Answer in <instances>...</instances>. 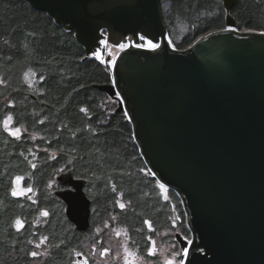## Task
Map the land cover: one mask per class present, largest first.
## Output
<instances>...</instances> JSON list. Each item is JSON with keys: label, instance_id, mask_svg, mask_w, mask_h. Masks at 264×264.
Segmentation results:
<instances>
[{"label": "trees", "instance_id": "obj_1", "mask_svg": "<svg viewBox=\"0 0 264 264\" xmlns=\"http://www.w3.org/2000/svg\"><path fill=\"white\" fill-rule=\"evenodd\" d=\"M161 7L179 49L226 28L223 0ZM231 13L238 29L264 31V0H239ZM112 73L48 13L27 0H0V264H79L102 226L124 230L146 260H156L151 249L163 232L191 238L182 198L151 173L118 100L95 87L111 83ZM67 169L86 180L92 200L85 231L55 194ZM19 180L24 192L16 191Z\"/></svg>", "mask_w": 264, "mask_h": 264}, {"label": "water", "instance_id": "obj_2", "mask_svg": "<svg viewBox=\"0 0 264 264\" xmlns=\"http://www.w3.org/2000/svg\"><path fill=\"white\" fill-rule=\"evenodd\" d=\"M75 32L86 58L119 44L111 83L153 175L182 198L191 238L175 234L183 264H264V31L240 30L239 0H223L226 28L172 45L162 0H27ZM143 35L157 48L138 46ZM55 194L75 229L91 225L86 180L57 175Z\"/></svg>", "mask_w": 264, "mask_h": 264}, {"label": "rangeland", "instance_id": "obj_3", "mask_svg": "<svg viewBox=\"0 0 264 264\" xmlns=\"http://www.w3.org/2000/svg\"><path fill=\"white\" fill-rule=\"evenodd\" d=\"M181 29V33L184 32ZM171 38V37H170ZM146 44V41H143ZM119 50L116 56L128 46V42H124V47ZM149 45V44H148ZM172 45L179 49L172 40ZM108 41L102 42L101 56L96 52L92 55L101 62L113 66L116 58L107 59ZM9 123V122H8ZM8 129L14 135L22 134V128L16 127L12 124H7ZM18 130V131H17ZM16 191L24 192L21 181L16 183ZM174 232H163L152 246L151 252L156 260H146L132 245L126 232L120 228H105L100 227L96 230L94 237L88 239L84 244V253L80 255L79 264H183L184 257L180 244L175 239H170L169 235Z\"/></svg>", "mask_w": 264, "mask_h": 264}, {"label": "snow or ice", "instance_id": "obj_4", "mask_svg": "<svg viewBox=\"0 0 264 264\" xmlns=\"http://www.w3.org/2000/svg\"><path fill=\"white\" fill-rule=\"evenodd\" d=\"M139 39H140V40H144L145 37H144L143 35H141V36L139 37ZM148 44H149V46L152 47V48H157V47H159V45H157V44H153L150 40L148 41ZM138 46H139V45H138ZM120 47L123 48L124 45H120ZM8 119L10 120L11 117H9ZM5 123H7V122H5ZM17 131H18V130H17ZM18 179H19V178H18ZM162 187H163V185H162ZM28 191H31V189H28ZM19 194H22V193H17V192H15V191H13V193H12V195H14V196H15V195H19ZM121 207H123V205H121ZM44 215H47V213L45 212ZM18 223H19V222H18ZM149 227H151L150 224H149ZM32 255L35 256L36 253H32ZM168 264H172V262L169 261Z\"/></svg>", "mask_w": 264, "mask_h": 264}, {"label": "built area", "instance_id": "obj_5", "mask_svg": "<svg viewBox=\"0 0 264 264\" xmlns=\"http://www.w3.org/2000/svg\"><path fill=\"white\" fill-rule=\"evenodd\" d=\"M143 41H146V44H143ZM148 41L147 39L141 40L140 44H138L139 46H148Z\"/></svg>", "mask_w": 264, "mask_h": 264}, {"label": "bare ground", "instance_id": "obj_6", "mask_svg": "<svg viewBox=\"0 0 264 264\" xmlns=\"http://www.w3.org/2000/svg\"><path fill=\"white\" fill-rule=\"evenodd\" d=\"M127 42H128V41H127ZM128 45H129V43H128ZM148 46H149V45H148ZM100 51H101V50H99L98 53H97L99 56H101V52H100Z\"/></svg>", "mask_w": 264, "mask_h": 264}]
</instances>
